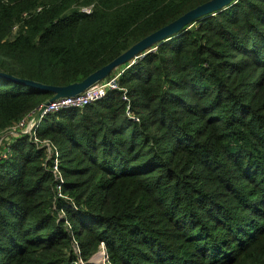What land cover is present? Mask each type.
Segmentation results:
<instances>
[{"label":"trees","instance_id":"16d2710c","mask_svg":"<svg viewBox=\"0 0 264 264\" xmlns=\"http://www.w3.org/2000/svg\"><path fill=\"white\" fill-rule=\"evenodd\" d=\"M208 1L0 0V73L80 82ZM152 48L123 67L121 91L41 118L60 183L53 153L9 141L0 264H92L99 245L107 264H264V0ZM51 97L0 78V132Z\"/></svg>","mask_w":264,"mask_h":264},{"label":"built area","instance_id":"2783aa9c","mask_svg":"<svg viewBox=\"0 0 264 264\" xmlns=\"http://www.w3.org/2000/svg\"><path fill=\"white\" fill-rule=\"evenodd\" d=\"M93 7L92 5L84 6L79 8V12L83 14H90ZM125 67V66H124ZM123 66L115 69L111 74L105 77L103 80L95 83V85L85 89L80 94H77L72 97H61L53 100L52 102L44 103L37 106L30 114L26 115L23 119L13 124L6 130L0 132V158H5L7 156V145L10 139H13L15 136L20 134H26L29 138V141L36 147L45 148V152L47 155L53 153V159L51 162V171L56 180L61 181L60 175H58V159L57 152L53 145L50 144L47 140H40L35 135V129L38 126L41 118L47 114L55 113L62 109L67 108H75L79 109L81 107H85L90 105L100 98H102L107 91H121L122 89L118 85V78L123 71ZM121 99L126 102V98L124 95H121ZM39 112V114H37ZM127 117H130L133 121L137 122L136 119L129 116L126 113ZM52 150V152H51ZM59 185L56 186L57 196ZM67 227V226H66ZM68 232L70 228L66 229ZM101 253V262L99 264H107L106 255L104 253L102 245H99V249L97 252ZM96 252V253H97ZM95 253V254H96ZM90 262V261H89ZM91 263V262H90ZM93 264V263H92Z\"/></svg>","mask_w":264,"mask_h":264},{"label":"water","instance_id":"95a60500","mask_svg":"<svg viewBox=\"0 0 264 264\" xmlns=\"http://www.w3.org/2000/svg\"><path fill=\"white\" fill-rule=\"evenodd\" d=\"M234 1L235 0H210L184 13L176 21L141 39L140 41L132 45L130 48H128L126 51H124L122 54H120L118 57H116L113 61L98 69L97 71L93 72L88 77L77 83H73L63 87H54L40 85L31 81L15 79L2 73H0V78L14 83H18L20 85L29 86L46 92H50L52 94V97L46 103L52 102L53 100L61 97H72L77 94H80L82 91H84L86 88L90 87L94 83L103 80L115 69L120 68L122 66L126 67L130 65L142 52L152 51L154 49L152 48L153 46L174 37L182 28L187 25L189 26V24H191L195 19H199L202 16L210 15L217 11H220L223 8L229 6ZM37 114H39V112Z\"/></svg>","mask_w":264,"mask_h":264},{"label":"rangeland","instance_id":"374dc122","mask_svg":"<svg viewBox=\"0 0 264 264\" xmlns=\"http://www.w3.org/2000/svg\"><path fill=\"white\" fill-rule=\"evenodd\" d=\"M93 85H95V83L93 84ZM93 85H91V86H93ZM90 86V87H91ZM89 88V87H88ZM87 89V88H86ZM83 92V91H82ZM81 108H83V107H81ZM129 115V114H128ZM11 140V139H10ZM9 140V141H10ZM91 263H93V264H99L100 262H101V253H100V251L99 252H97L96 254H94V256L89 260Z\"/></svg>","mask_w":264,"mask_h":264}]
</instances>
